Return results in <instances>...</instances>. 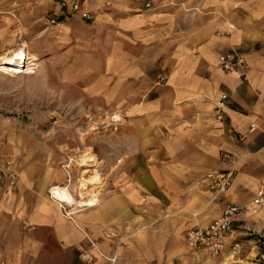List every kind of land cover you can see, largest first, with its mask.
Instances as JSON below:
<instances>
[{"label":"crops","instance_id":"1","mask_svg":"<svg viewBox=\"0 0 264 264\" xmlns=\"http://www.w3.org/2000/svg\"><path fill=\"white\" fill-rule=\"evenodd\" d=\"M66 1L93 22L74 30L80 14L58 0V43L72 45L58 87L79 90L122 121L101 137V191L79 193L58 168L51 179L25 176L24 193L0 199V263L247 264L242 254L195 255L185 235L217 219L227 202L250 201L264 182V0H200L193 14L196 0ZM228 53L244 57L245 81L219 67ZM222 96L227 109L217 121ZM232 166L226 199L212 202L207 175ZM91 178L82 189L96 188ZM60 185L70 204L50 197ZM255 214L238 217L234 232ZM20 219L33 225L25 235L13 227Z\"/></svg>","mask_w":264,"mask_h":264},{"label":"rangeland","instance_id":"2","mask_svg":"<svg viewBox=\"0 0 264 264\" xmlns=\"http://www.w3.org/2000/svg\"><path fill=\"white\" fill-rule=\"evenodd\" d=\"M196 2L192 14L198 13L200 0ZM61 22L58 0H14L8 7L0 2V57L11 50L32 58L25 67L16 68L3 66L0 60V199L24 193L25 176L51 179L58 168L67 183L71 176L74 189L78 184L79 193L102 190L101 137L104 132H116L122 119L117 113H101V107L83 99L79 90L58 87V65L70 63L72 46L58 43ZM92 22L79 20L74 30L81 33L78 25ZM32 60L36 67L28 68ZM89 157L96 161L88 163ZM95 171L99 176L93 175ZM91 176L95 184L99 179L96 188L85 185L82 189L81 183ZM255 216L242 221L239 225L245 228L234 237L244 242L241 254L248 258L247 264H264V209ZM13 225L21 235L33 228L23 219Z\"/></svg>","mask_w":264,"mask_h":264},{"label":"built area","instance_id":"3","mask_svg":"<svg viewBox=\"0 0 264 264\" xmlns=\"http://www.w3.org/2000/svg\"><path fill=\"white\" fill-rule=\"evenodd\" d=\"M61 8H69L73 13H79L82 20L91 21V15L87 11L81 10L80 5L75 2L68 4L66 0H59ZM145 9L150 4H145ZM52 23H54L52 21ZM229 31L234 29L233 25L228 26ZM229 35V32L226 33ZM218 64L222 71L235 75L238 79L246 80V61L244 57L237 53H228L218 56ZM227 98L222 96L217 103L215 116L217 121H222V112L227 109ZM255 125H251V130ZM225 161H230L229 155L223 156ZM236 169L232 166L230 169L217 174H208L206 177L207 188L211 193V201L217 202L226 199L227 193L232 185ZM264 209V182L260 184L255 192L254 197L244 204H234L227 202L217 219L209 225L201 228L189 230L185 235L187 247L195 254H207L210 258L215 259L226 256L227 260H234L243 252V247L237 240L233 229L234 223L238 217L247 214H254ZM220 264H228L224 259Z\"/></svg>","mask_w":264,"mask_h":264},{"label":"bare ground","instance_id":"4","mask_svg":"<svg viewBox=\"0 0 264 264\" xmlns=\"http://www.w3.org/2000/svg\"><path fill=\"white\" fill-rule=\"evenodd\" d=\"M6 57H0V60H2L1 65L7 66V67H25L26 61L31 60L32 58H28L25 54V52L22 51H9ZM34 59V58H33ZM34 60L28 62L29 67L28 68H35L36 64L33 62ZM115 117V116H114ZM116 118V117H115ZM50 197L53 199H56L59 202L62 203H68L70 201V198L68 197L67 193L65 192L64 188L55 187L50 189L49 191ZM95 203L94 200L87 202V205H93ZM70 204V203H68ZM74 205V204H73Z\"/></svg>","mask_w":264,"mask_h":264}]
</instances>
